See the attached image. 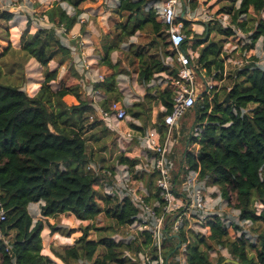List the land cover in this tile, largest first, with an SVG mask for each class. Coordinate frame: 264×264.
Listing matches in <instances>:
<instances>
[{
    "label": "trees",
    "instance_id": "16d2710c",
    "mask_svg": "<svg viewBox=\"0 0 264 264\" xmlns=\"http://www.w3.org/2000/svg\"><path fill=\"white\" fill-rule=\"evenodd\" d=\"M89 1L97 0H60L45 13L52 29L42 28L31 34L29 24L22 34L21 51L27 58L36 60L45 71V79L36 95L31 97L22 86L0 81V202L5 210V220L0 222V264L54 263L43 254L45 225L43 220L35 221L29 212L32 204L41 205L40 214L45 219L73 215L81 221H93L106 214L121 230L132 224L137 215L138 210L129 200L120 203L102 191L100 193L96 188L99 176L88 170L92 162L87 151L86 132L96 130L99 125L105 127L104 131L109 130L95 111L92 98L87 95L85 99L81 98L80 82L58 90L51 86L57 81L59 70H49V64L57 61L63 66L71 59V51L62 43L57 30L64 29L69 33L79 21L81 5ZM159 1L119 0L116 13L126 20L117 25V43L104 46L105 54L101 58L104 70L101 73L106 81L95 86L104 97L98 103L100 108L110 111L112 104L122 105L123 95L117 80L119 65L112 62V53L119 51L120 45L138 32L150 30L156 36L163 35L165 27L156 10L149 9ZM233 1L240 2L239 7L231 6L226 12L231 15L235 27L243 33H251L250 46L243 48L244 53L249 52L255 43L264 39V0ZM62 3L73 8L74 14L70 15ZM13 17V14H2L4 20L10 21ZM181 21L187 35L184 47L189 44L194 49L201 47L195 63L198 76L204 72L208 78L225 82L224 41L211 40L210 35L217 31L229 38L236 32L232 28L224 29L217 22L220 25L215 27L208 24L207 36L199 37L191 30L189 22ZM150 45L153 47L157 42ZM168 47V43L163 44V48ZM134 56L139 64L138 79L146 87L156 74L169 71L158 55L136 50ZM250 60L251 63L229 75L232 86L225 88L224 85L220 90L213 88L211 93L203 94L184 116L194 111L195 128L200 131L199 138L191 134L188 141H197L200 150L198 155L185 154L187 164L198 171L202 179H208L210 186L219 188L223 199L239 212V222L250 230L233 224L236 233H240L233 239L229 228L217 218L208 224L207 236L190 233L191 242L184 231L179 239L168 235L166 257L175 251L180 240L189 243L187 264H213L210 253L217 248L227 249L239 264H264V69L255 65V57ZM170 74L175 76L176 72ZM2 76L0 66V80ZM75 76L81 79L77 74ZM157 93H148L142 103L126 107V112L139 120L145 114V104H162L166 112L159 115L157 127L164 137V118L172 109L174 94L168 87ZM228 94L230 100L224 103ZM131 127L145 131L144 127ZM116 161L131 167L139 163L138 159L125 154H119ZM151 184L153 186V180ZM50 229L52 234L62 233L67 237L74 233L57 226H50ZM110 230L115 233L112 226L98 229ZM82 231L73 246L55 254L64 264H137L126 255L152 248L149 235L125 243L107 237L89 239L90 229ZM99 248L104 250L101 256L98 255ZM226 260L220 257L217 262L223 264Z\"/></svg>",
    "mask_w": 264,
    "mask_h": 264
},
{
    "label": "built area",
    "instance_id": "2783aa9c",
    "mask_svg": "<svg viewBox=\"0 0 264 264\" xmlns=\"http://www.w3.org/2000/svg\"><path fill=\"white\" fill-rule=\"evenodd\" d=\"M195 1H198L202 7V13L198 16L207 24L219 22L224 29L232 28L236 34L240 31L230 22V14L225 11L217 18H213L209 16L211 6H208V3L203 6L200 0H160L149 7L156 10L160 22L165 27L169 44L167 48L169 55L165 65L168 67L175 62L178 66L175 76L170 74L158 81L163 87L170 88L174 94L172 109L164 118L166 126L164 137L155 128L144 132L129 130L124 133L120 125L128 118L126 108L114 103L110 111H106L98 106L97 99H93V94L97 93L95 86L106 81L105 75L87 62L81 44L78 47L67 46L75 58V65L81 77L80 84L91 92L88 96L94 102L95 111L107 128L118 135L119 154H125L123 147L125 144L130 145L135 141L139 144L140 154L132 157L139 160L135 167L115 161L113 170L92 164L88 169L99 176L98 185L103 194L120 203L129 200L138 210L132 224L122 228L123 234L115 238V242L131 243L137 238L140 240L142 235L150 236L152 248L138 254L126 255L137 264H187L190 233L207 236L208 224L217 218L221 219L230 231L233 229V224L242 226L239 218L232 216L234 219L232 221L222 214L221 211L230 205L223 199L221 191L219 190L217 202H214L208 190L216 192L215 186H210L208 179H202L200 173L192 170L187 164L186 153L198 155L200 144L197 141L188 142L187 151L181 159V167L177 168L176 164L175 138L180 136L181 119L196 106L203 94L211 93L213 88L220 90L224 83V81H215L213 78L206 77L204 72L198 78L195 63L199 56L184 47L187 35L184 31V23L180 19L182 15L185 21L187 17L192 19V14L195 13L192 6ZM83 22L81 19V23ZM242 43L245 45V40ZM235 49L237 47L233 50ZM251 51L245 52L241 61L233 62L231 58L225 60V69L228 62L233 63L238 69L251 63ZM255 65L264 69V59H258ZM199 80H202L203 90ZM191 134L199 138L200 131L194 128ZM152 180L153 186H151ZM4 220L5 210L0 202V222ZM182 231L186 233L188 242L182 243L179 240L177 244V246L180 245L179 249H175L170 256L166 257L164 252L168 235L180 238ZM212 252L216 255V250ZM211 253L210 256H212Z\"/></svg>",
    "mask_w": 264,
    "mask_h": 264
},
{
    "label": "rangeland",
    "instance_id": "374dc122",
    "mask_svg": "<svg viewBox=\"0 0 264 264\" xmlns=\"http://www.w3.org/2000/svg\"><path fill=\"white\" fill-rule=\"evenodd\" d=\"M59 1L60 0H0V66L3 69V76L0 81L6 85L22 86L25 92H27L31 97L36 95L35 92L40 88L41 83L44 81L45 71L39 65V63L36 62V60L27 58V56L21 51V36L28 28L29 24L31 34L36 33L42 28L52 29L53 25L49 23L45 13ZM215 5L217 6L216 9H218V12L225 13V11H228V8L231 6L238 7L239 2H235L233 0H218ZM61 6L65 8L70 15L74 14L75 11L73 8L69 7L67 4L62 3ZM213 6L210 7V10L213 8ZM116 7L117 0H97L95 2L89 1L81 5L79 9L81 10L82 14L79 17L77 26L82 29V36L85 38V40L87 39V46H85V44H81V49L85 54L87 62L88 58L90 59V56L92 59L99 61V65L97 68H95L100 73L104 70L101 65V58L105 54L104 46H106V43H117V25L120 22H125L126 20V18L123 19L116 13ZM192 8L195 12L192 14V19L198 18V20L203 22V19L198 16L200 13H202V7L198 1H195ZM210 10L209 16L217 18L218 14L212 15L213 13H211ZM4 13L13 14V19L10 21L2 19V14ZM229 18H231V16ZM81 19L84 21L83 23H81ZM195 22H197L199 25L201 24L199 21ZM216 24L220 25L217 22L209 23L211 27H215ZM218 25L217 27H219ZM69 33H66V31L62 29L57 30V35L61 38V41L65 46H69V39L64 34L68 35ZM162 34L163 35L159 37L151 33L150 30L138 32L129 40V42L126 43V45H121V50L118 53L119 57H117L116 54L114 55V58H116L115 60H117L119 65L118 78L121 75L129 78V90L132 92V98L139 97L135 99V101L133 100L134 104L142 103L146 94L150 92L148 87L142 85L144 87V93H140V87L133 84L134 80L136 79L135 76L138 75L139 68L138 61L134 56V51L146 50L150 55H161L163 51V44L168 43L165 28L164 33L162 32ZM205 34L206 33L204 30L202 35H199V37H203ZM250 34L251 33H243L242 30H240L238 31V34H236V37H229V40L225 42V37L216 31L210 35V39L215 41H224V46L228 43V46H231L232 48L237 47L235 50L224 53V58L226 61L228 58H231L234 62L241 61L244 57L243 48L250 46L251 44L249 37ZM192 38L193 37H191V39ZM243 40H245V45L242 43ZM263 40L264 39L261 38L257 43H255L254 49L250 52V54L257 60L264 59ZM153 41H156L157 45L151 47L150 44ZM69 61L64 63L63 67L59 66L57 61L51 62L49 64V70H59L57 81L52 82L51 84L53 90H58L62 86L68 87L77 85V77L75 76V72L71 70L68 64ZM92 62L93 61H90V64H92ZM226 67L227 76L225 82L222 84L223 87L225 85V88H229L233 85V80L229 79V75L233 74L238 68L233 63L229 62L226 63ZM108 74L110 76L111 73ZM199 77L200 75L198 78ZM139 84L141 85L140 82ZM118 88L121 91L119 86ZM81 90L83 93L81 95L82 99H85L84 96L91 93L89 89L83 90L81 88ZM153 91L154 90H152V92ZM101 94L102 93L97 91V93L93 94V99L96 100L97 95L102 99L103 96ZM100 102L101 101L98 100V103ZM143 109L145 114L139 120L127 113L128 118L124 124H126L128 127H131V125L144 127L145 130H147L153 126V121L158 123V117L161 114L159 105L157 106L155 103H152L151 105L145 104ZM162 112L164 113L165 109H162ZM195 120L196 114L193 111L186 117H183L180 121V136H176L175 138L177 168L181 167L182 156L187 151L188 141L191 138V133L196 126ZM104 130L105 127L99 125L96 130L86 132L85 138L87 140V151L91 157L92 165L109 168L114 163V160H117L119 157L118 149L116 147L118 135L110 130ZM134 146L135 144L132 147ZM96 188L101 193L100 185L96 186ZM215 188L217 189L216 192L213 190H208V192L211 196V199L214 202H217L219 188L217 186H215ZM40 206L41 205L39 204L30 205L29 212L34 217L35 221L43 220L44 222L45 228L42 232L44 249L43 253L45 252V254L51 256L52 260L54 261L53 264H64L55 256V254H61L65 249L73 246L76 240L82 236V229L84 228L90 229L89 239L94 240H99L102 237L112 238L115 240V238L123 234V231L119 229L115 225V222L112 219H109L106 214L99 215L93 221H81L73 215H61L55 219H45L40 214ZM216 210L218 211V208ZM221 212L225 217L230 218L232 221L234 220L232 216L239 218V212L234 210L232 206H227ZM50 226H57L58 228L64 229L66 232L71 230L74 231V233L70 237H67L62 233L52 234ZM110 226L114 227L115 233H113V230L108 232L98 231V229L103 230ZM242 227L250 230V228L247 226L242 225ZM230 233L231 238L233 239L240 235V233H236L234 229H232ZM103 252L104 250L99 248L98 255H103ZM213 253L214 252H212V256H210L213 264H218L217 261L220 257L227 258V260H233L227 249L219 250V248H217L216 255Z\"/></svg>",
    "mask_w": 264,
    "mask_h": 264
},
{
    "label": "crops",
    "instance_id": "0c3cea01",
    "mask_svg": "<svg viewBox=\"0 0 264 264\" xmlns=\"http://www.w3.org/2000/svg\"><path fill=\"white\" fill-rule=\"evenodd\" d=\"M218 0H211V1H207V0H200V3H203V6H206V4L208 5V6H213V5H215V3L217 2ZM195 3V2H194ZM118 4H119V0H117V6H118ZM117 8V7H116ZM217 8V6L215 5V6H213V8L210 10L211 11V13H213V14H215V15H217L218 14V16H220V14L222 13V12H218V9H216ZM217 16V17H218ZM195 21H199L201 24L199 25L197 22H195ZM187 22H189L190 23V28H191V30L194 32V34H196V35H202V33H203V31L205 30V32H206V36H207V30H208V28H207V26H208V24L206 23V22H202V21H200V20H196V19H189L188 17H187ZM82 29L79 27V26H75L71 31H70V33L67 35H65V36H67V38L69 39V46H71V47H78L79 46V44H85V46H87V44H86V40H85V38L82 36ZM214 33V32H213ZM225 37V36H224ZM132 38V37H131ZM130 38V39H131ZM117 39V38H116ZM129 39V40H130ZM225 42H227L228 40H229V38H227V37H225ZM129 40H127L124 44H122V45H126V43L127 42H129ZM84 41H85V43H84ZM117 41H118V39H117ZM224 42V43H225ZM224 43H223V46H224ZM229 44L227 43L224 47H223V53H227V52H229V51H232L234 48H232L231 46H228ZM193 45L192 44H189L187 47H186V49H188L191 53H193V54H195V55H197V56H199V50H200V48L201 47H199L198 49H194L193 47H192ZM121 45H120V50H121ZM119 50V51H120ZM119 51L118 50H116V51H114L113 53H112V55H111V60H112V62L114 63V64H118V62H117V60H115L116 58H114V55L116 54L117 55V57H119ZM167 51V49H165V48H163V51H162V53H161V55H159L158 54V56H159V58L161 59V61H162V63H163V65L164 66H166L165 65V61H166V59H167V56L165 55V52ZM198 59V58H197ZM90 61H93L92 62V64H91V66L94 68V69H96L97 68V66L99 65V61L98 60H94V59H92L91 58V56H90V59L88 58V62L90 63ZM68 64H69V66H70V68H71V70H73L74 72H75V74H77L78 76H79V72L77 71V68H76V65H75V58L72 56V54H71V59H70V61L68 62ZM64 66V65H63ZM62 66V67H63ZM96 67V68H95ZM167 67V66H166ZM177 64L175 63V62H173V64H171V66H168V68H169V71L167 72H161V73H159V74H156L155 76H154V79L152 80V82H151V84L148 86V88H151L152 90H154L153 92H152V90H150V94L152 95H157L158 93V91H160V90H163L164 88H166V87H163L158 81H159V79H162V78H165V76H167L168 77V75H170V72H173V71H175L176 69H177ZM129 70V69H128ZM119 76V75H118ZM135 80H134V82H133V84L134 85H136V86H139L140 87V93H144V87L142 86V84L140 85L139 84V79H138V75H136L135 76ZM76 80H77V83L78 82H80V79L77 77L76 78ZM117 80H118V86L120 87V89H121V91L120 92H122V94H123V100L121 101V104L123 105V107H128V106H133L134 105V102H133V100L135 101V99H137V98H139V97H135V98H132V95H131V91L129 90V78H127V77H125L124 75H121L119 78H117ZM139 81V82H138ZM199 82H200V86H201V89L203 90L204 89V86H203V84H202V80H199ZM40 89V88H39ZM39 89L35 92V94H37V92L39 91ZM82 89L84 90L85 88L82 86ZM148 94V93H147ZM146 94V95H147ZM88 96V95H87ZM103 98L104 97H102V99L100 98V97H98V95H97V101L98 100H100V101H102L103 100ZM155 104H157V106L159 105V108L161 109V114H163V112H162V109H165V107L162 105V104H160V103H155ZM165 112H166V109H165ZM164 112V113H165ZM160 114V115H161ZM125 123H126V121H125ZM120 127H121V130L125 133V132H128L129 130H136V131H138V129H134V128H132V127H128L126 124H124V122L120 125ZM153 128H155V129H158V127H157V123H155V121H153V126L151 127V128H148L147 130H151V129H153ZM147 130H145V131H147ZM137 141H135V143L133 142V143H130V145H128V144H125L123 147L125 148V155L126 156H129V157H135V156H137V155H139L140 154V151H139V144L138 143H136ZM135 144V146L134 147H132L133 145ZM117 149H119V145H118V139H117ZM132 147V148H131ZM130 149V150H129ZM118 153H119V151H118ZM115 161L116 160H114V163H115ZM40 205V204H39ZM44 250V249H43ZM46 251V250H45ZM46 253H48V252H46ZM44 255H47V256H49L50 258H51V256L50 255H48V254H45V252L43 253ZM52 259V258H51Z\"/></svg>",
    "mask_w": 264,
    "mask_h": 264
},
{
    "label": "water",
    "instance_id": "95a60500",
    "mask_svg": "<svg viewBox=\"0 0 264 264\" xmlns=\"http://www.w3.org/2000/svg\"><path fill=\"white\" fill-rule=\"evenodd\" d=\"M181 20H184L185 21L184 15L181 16ZM229 100H230V95L228 94L227 97H226V99L224 100V103H228ZM176 239H179V237L176 236ZM179 247H180V245H178L176 247V250H178ZM223 264H239V263L236 262V261H233V260H226Z\"/></svg>",
    "mask_w": 264,
    "mask_h": 264
}]
</instances>
